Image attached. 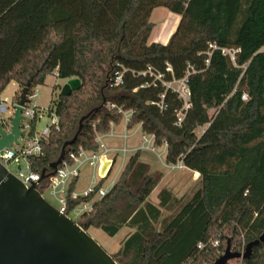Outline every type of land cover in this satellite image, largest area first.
<instances>
[{
    "label": "trees",
    "instance_id": "16d2710c",
    "mask_svg": "<svg viewBox=\"0 0 264 264\" xmlns=\"http://www.w3.org/2000/svg\"><path fill=\"white\" fill-rule=\"evenodd\" d=\"M62 1L0 0V96L16 82L18 100L32 77L31 92L49 75L82 82L70 95L53 97L49 116H57L59 127L41 135L31 170L48 168L80 127L67 152L98 151L97 134L109 133L131 111L128 129L140 125L156 147L167 145L166 164L198 173L200 187L180 193L177 172L155 192L168 170L139 149L104 197L70 200L69 209L92 202L81 227L109 237L130 229L111 254L118 264H213L228 242L233 252L245 250L264 233V0H117L110 37L96 26L107 5L76 0L80 17ZM157 8L181 15L168 44L148 43ZM223 48L240 50L236 64ZM186 77L188 109L165 85ZM240 264H264V243Z\"/></svg>",
    "mask_w": 264,
    "mask_h": 264
},
{
    "label": "water",
    "instance_id": "95a60500",
    "mask_svg": "<svg viewBox=\"0 0 264 264\" xmlns=\"http://www.w3.org/2000/svg\"><path fill=\"white\" fill-rule=\"evenodd\" d=\"M34 77L22 89L18 105L9 118L11 131L0 125V158L6 149L20 145L27 136L23 129V108L29 102ZM78 78L68 79L61 94L70 95L81 89ZM87 118L84 117L82 122ZM82 127H80L81 130ZM66 141L58 158L41 173L40 182L54 176L64 161L68 147L72 146L80 133ZM104 161L101 175L109 163ZM47 170H50L47 173ZM264 243L263 235L247 244L244 252H233L230 242L224 254L213 264H228L231 260L251 258L253 248ZM0 264H118L113 256L85 231L80 224L61 214L38 190V184L28 188L0 161Z\"/></svg>",
    "mask_w": 264,
    "mask_h": 264
},
{
    "label": "built area",
    "instance_id": "2783aa9c",
    "mask_svg": "<svg viewBox=\"0 0 264 264\" xmlns=\"http://www.w3.org/2000/svg\"><path fill=\"white\" fill-rule=\"evenodd\" d=\"M240 52L239 49H229L223 48L222 53L225 56H228L230 60L236 64L237 54ZM209 63V61H207ZM160 78V77H159ZM116 84H120L122 82L121 75L117 74L115 79ZM165 85L169 88L174 89L180 97L185 102V109L190 107V98H191V90L188 85V77L183 78L181 80H168L165 82ZM37 91H30L27 99L28 103L23 108V116L25 120L23 121V129L26 130L29 127V123L37 122L38 120L44 118L45 115L49 116V108H42L37 106V104L33 103V100L37 98ZM244 99H247L244 96ZM18 100H15L14 97L12 100L10 99H1L0 97V125L3 126L8 132L11 131V122L10 117L12 113L15 111L14 107L18 105ZM6 114L11 115L9 118H6ZM51 122L48 123L46 129L44 130L42 135H48L50 132L51 126L59 127V119L57 116L52 113ZM132 112L124 113V119H126L127 123L130 120ZM114 124H111V131L109 134H112ZM104 134H97L96 141L99 144L98 151H89L84 149L83 147H79L78 149L68 151L66 157L62 164L60 165L57 173L48 178L47 189H49L52 195L56 198L59 203V208H56L61 214L67 216L70 220L74 221L70 215L72 212L76 213L79 219L86 213L92 211L93 206L92 202H83L71 209H69L70 200H76L81 196H89L92 193H95V198L104 197L114 186L116 181L112 182L111 187L108 189H104L102 185H100V179L108 178L116 163V158L119 154L125 155L129 152L127 147V142L130 138L128 133L122 135L123 146L117 149H110L103 141ZM40 138L41 136H30L24 144L14 145L10 149H6L5 155L0 158V161L8 168L10 162H19L21 158H24L28 162V170L26 173L24 171H20L15 174L28 188L32 185V183L38 184V190L41 192V183H39L41 178V173L33 172L30 167L29 157L32 155L39 154L41 151L40 147ZM143 145L141 149L148 150L153 153L157 152V147L154 144V136L153 135H145L143 134ZM167 148V145H165ZM109 163V167L104 175H101V168L104 165V161ZM90 167L94 171L97 172L99 179H97V175L94 174L92 177V182L90 186L83 192L78 193L76 190L71 191L70 185L75 180H78L81 176V172L83 168ZM184 166L182 163H178L177 165H170L171 169H182ZM101 186V187H98ZM98 188V189H97ZM43 195V192H41ZM76 222V221H74ZM79 224V221L76 222ZM219 241L214 242V246H218ZM203 248V244H199V249ZM216 261V260H215ZM214 261V262H215ZM213 262V263H214Z\"/></svg>",
    "mask_w": 264,
    "mask_h": 264
},
{
    "label": "rangeland",
    "instance_id": "374dc122",
    "mask_svg": "<svg viewBox=\"0 0 264 264\" xmlns=\"http://www.w3.org/2000/svg\"><path fill=\"white\" fill-rule=\"evenodd\" d=\"M79 4H84V0H78ZM76 0H64L62 3H70L75 7L71 8L69 5H67V8L71 13L83 17L82 16V6L78 5ZM101 4L102 7L107 5L103 12H101L97 17V28L101 30L104 35L107 37H110L112 34L114 28H116L115 24V17L113 18V13L116 12V5L117 0H97V5ZM77 5V6H76ZM113 10V11H112ZM181 20V15L173 13L169 11L166 8H157L153 11L151 15V22L154 23V28L151 33V36L149 38V44L152 43H161V44H168L172 35L176 32L178 25ZM114 22V23H113ZM114 27V28H113ZM113 28V29H112ZM64 80L59 79L55 75H49L46 79V82L44 85H39L36 88L38 97L33 100L34 104H38L41 107H49L51 100L53 97H55L57 94L61 93L60 86H63ZM19 85L16 82H12L6 90L2 93L0 96L1 99H10L15 96V94L19 91ZM21 95V94H20ZM214 111H211V114H213ZM11 115L6 114V118H9ZM51 122V118L48 115H45L44 118L38 120L34 125L29 123V127L26 129L27 136L25 138L21 139V143L24 144L25 141L30 137L31 133H34L37 136H41L46 129L48 123ZM125 122L123 121L121 124V128H124ZM140 130V125L135 126L133 129H130L129 134L135 133V137L133 136V139L130 138L127 142V147L129 149V152L123 155L122 153L119 154L118 160L112 170L111 175L108 178L100 179V183L102 182V186L104 189H108L111 187L112 182L117 180L118 176L120 175V168L123 165L124 161H128L130 156L132 155L130 151V147L133 145H139L142 147L143 145V138H142V132ZM199 134H202V130L198 131ZM137 134V135H136ZM123 145L121 144L120 147ZM141 149V148H140ZM159 153H162V157H164L163 150H160ZM158 158V157H157ZM158 160V159H157ZM158 162L163 166V164L158 160ZM8 169L11 173L17 174L20 171H26L28 170V162L26 159L21 158L20 161L17 162H10L8 165ZM170 171L171 168H168ZM181 171H177L180 176L177 175L178 180L180 179V184L178 185V191L181 193L182 189L184 192H187L186 194L189 196L193 194L199 187H200V179L198 175L194 174L192 177L189 175L190 173L184 169H178ZM97 175V179H99V176L96 171H94L90 167L83 168L80 176V180L77 185V192L83 193L84 190H86L91 182L93 175ZM172 175V173H171ZM173 177L174 174L172 175ZM43 197L52 204L55 208H59V203L56 200V198L52 195L51 191L49 189H45L43 192ZM70 217L78 222L79 217L76 213L72 212ZM128 228L124 227L122 228L119 233L114 237H109L106 233H104L102 230L97 229H91L89 231V234L103 247V249L109 253V254H115L118 249L120 248L121 242L125 239ZM243 250L242 252H244ZM238 260V261H234ZM229 262V264H240V261L242 259H234Z\"/></svg>",
    "mask_w": 264,
    "mask_h": 264
},
{
    "label": "crops",
    "instance_id": "0c3cea01",
    "mask_svg": "<svg viewBox=\"0 0 264 264\" xmlns=\"http://www.w3.org/2000/svg\"><path fill=\"white\" fill-rule=\"evenodd\" d=\"M66 81L67 80H64V84H63V86L65 85V83H66ZM63 86H60V90H62V87ZM61 94V93H60ZM52 101V100H51ZM50 104H51V102H50ZM37 106H39V107H41L40 105H38L37 104ZM50 106V105H49ZM42 108H46V107H42ZM47 108H49V107H47ZM124 122H125V126H124V128H121V124H119V125H114V127H113V130H112V134H109V133H107V134H104L103 135V141H104V143L110 148V149H117V148H120V146H121V144L123 145V140H122V135L123 134H125V133H128L129 134V132H130V129H128V127H127V121H126V119H124L123 120ZM122 121V122H123ZM139 131H141V126H140V130ZM142 132V131H141ZM143 134V133H142ZM130 135V138H131V140L133 139V136L135 135V133H133V134H129ZM137 135V134H136ZM143 136V135H142ZM135 137V136H134ZM130 138H129V140H130ZM128 140V141H129ZM130 140V141H131ZM130 141H129V143H130ZM131 149H130V151H131V153L133 154V153H135L137 150H139L140 148H141V146H139V145H133V146H131L130 147ZM143 150V149H142ZM160 150H163V154H164V157H162V153H159V151ZM147 152L148 153H151V158L153 159V161H160L162 164H163V166L168 170V172L165 174V177L163 178V180H162V182L160 183V185H159V187L155 190V192L158 190V189H160V188H163V187H167V186H169L170 185V182L171 181H173V174L175 175V174H177V171H181V170H175V171H170L168 168H170V165H168V164H166V162H165V159H166V152H167V148L165 147V146H163V147H160V148H158L157 147V152L156 153H153V152H151V151H148L147 150ZM119 157V156H118ZM118 157L116 158V162H117V160H118ZM158 157V158H157ZM158 159V160H157ZM126 163H127V161H124L123 162V165L121 166V168H120V175H121V173H122V171L124 170V168H125V165H126ZM116 164V163H115ZM172 170H174V169H172ZM186 170V169H185ZM189 172V171H188ZM171 173H172V175H171ZM194 174H196V175H198V177H199V174L198 173H194ZM119 175V176H120ZM119 176H118V178H119ZM118 178H117V180H118ZM79 180H80V178L77 180V182H76V185H75V190L77 191V185H78V182H79ZM117 180H115V181H117ZM177 181V180H176ZM85 191V190H84ZM79 193V192H78ZM81 193V192H80ZM129 231H128V233H127V235H129L130 233H131V230L130 229H128ZM126 235V236H127Z\"/></svg>",
    "mask_w": 264,
    "mask_h": 264
}]
</instances>
